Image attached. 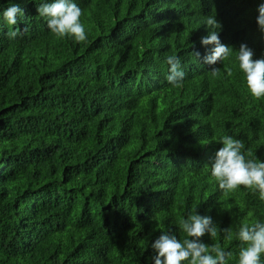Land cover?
Masks as SVG:
<instances>
[{"label":"trees","instance_id":"16d2710c","mask_svg":"<svg viewBox=\"0 0 264 264\" xmlns=\"http://www.w3.org/2000/svg\"><path fill=\"white\" fill-rule=\"evenodd\" d=\"M14 2L23 21L0 23V264H149L159 229L182 239L194 206L217 225L204 242L237 253L223 229L234 237L264 203L208 173L222 135L264 159V99L235 61L241 42L264 55L259 0H76L87 39L75 44L50 33L41 0ZM207 16L233 51L215 76L200 43ZM173 53L186 73L175 89Z\"/></svg>","mask_w":264,"mask_h":264},{"label":"clouds","instance_id":"9594fccd","mask_svg":"<svg viewBox=\"0 0 264 264\" xmlns=\"http://www.w3.org/2000/svg\"><path fill=\"white\" fill-rule=\"evenodd\" d=\"M0 2V23L16 26L23 21L24 9L14 0H8V6ZM37 15L46 22V27L57 38H70L79 43L87 39L85 25L81 21L82 9L76 0H41L37 4ZM256 24L264 33V0H259L256 7ZM202 24L207 34L200 37L203 46L211 45L210 51L203 57L204 64L211 65V74H217L215 65L233 57L232 47L222 43L219 35L221 23L216 16H207ZM219 28V30H217ZM17 30L8 32L9 38H15ZM237 49V48H236ZM195 57L199 51L192 52ZM254 52L246 43L241 42L235 53V61L241 73L244 87L256 100L264 99V55L253 58ZM165 62L168 71L165 80L172 88L183 86L185 71L181 57L175 53L167 55ZM228 75L232 69L227 68ZM220 144L210 165L208 180L215 182L224 192L235 191L241 186L264 203V159L245 148L242 139L232 135H222L215 140ZM202 144L208 142L200 141ZM178 230L185 235L178 238L171 229H159L160 234L151 242L149 264H264V216L256 217L250 222H241L235 229L231 226L223 229L227 239L235 238L239 243L238 252L226 250L220 244H207L202 237L217 235V225L211 215L200 214L197 206L191 208L186 216L180 219ZM148 247V246H147ZM146 247V248H147Z\"/></svg>","mask_w":264,"mask_h":264}]
</instances>
